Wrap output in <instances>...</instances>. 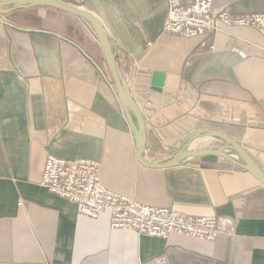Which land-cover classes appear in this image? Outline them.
Returning a JSON list of instances; mask_svg holds the SVG:
<instances>
[{"label":"crops","instance_id":"0c3cea01","mask_svg":"<svg viewBox=\"0 0 264 264\" xmlns=\"http://www.w3.org/2000/svg\"><path fill=\"white\" fill-rule=\"evenodd\" d=\"M79 4L117 47L119 75L145 119L146 160H168L185 136L209 129L239 143L264 172V41L255 29L183 39L162 29L166 0ZM220 10L261 14L264 0H213L212 12ZM38 16L41 29L0 15V264H264V187L213 156L142 167L89 25L62 12ZM152 72L179 76L174 97L150 90ZM47 155L95 160L109 190L188 217L214 216L223 234L207 243L111 230L108 213L85 218L39 186Z\"/></svg>","mask_w":264,"mask_h":264},{"label":"built area","instance_id":"2783aa9c","mask_svg":"<svg viewBox=\"0 0 264 264\" xmlns=\"http://www.w3.org/2000/svg\"><path fill=\"white\" fill-rule=\"evenodd\" d=\"M84 3L86 0H74ZM109 1V0H105ZM164 33L183 39L216 34L222 28L249 27L264 41V13L235 16L226 10L212 12L213 0H166ZM264 59V47L262 50ZM39 186L47 193L74 204L77 214L96 219L108 213L111 230L166 240L170 235H183L203 242H213L222 235L214 216L188 217L171 208L142 205L105 187L99 177L100 163L76 158L58 159L47 155ZM164 258L155 259L163 262Z\"/></svg>","mask_w":264,"mask_h":264},{"label":"water","instance_id":"95a60500","mask_svg":"<svg viewBox=\"0 0 264 264\" xmlns=\"http://www.w3.org/2000/svg\"><path fill=\"white\" fill-rule=\"evenodd\" d=\"M48 8L74 16L87 23L95 35L98 46L102 48L104 60H106L113 89H115L117 101L121 106L124 118H126L130 133L133 135L136 147V161L144 168L164 169L183 165L196 158L213 156L225 159L235 167L252 175L261 186L264 187V172L255 163L253 158L223 132L215 130H196L185 136L180 142L176 154L163 162L148 161L145 158L147 132L145 130V119L135 102L133 96L125 89L121 75L117 68V47L112 42L108 31L105 30L101 20L90 11L65 3L61 0H0V15H9L13 12L27 11L35 8ZM179 76L170 75L162 72H152L149 81L151 91L158 94H165L174 97L178 90ZM199 138H211L222 142V146L217 149H191V144Z\"/></svg>","mask_w":264,"mask_h":264},{"label":"trees","instance_id":"16d2710c","mask_svg":"<svg viewBox=\"0 0 264 264\" xmlns=\"http://www.w3.org/2000/svg\"><path fill=\"white\" fill-rule=\"evenodd\" d=\"M65 3H74L76 5H80L79 3L75 2L74 0H61ZM60 12V11H58ZM3 18L10 20L11 22L16 23L19 26L22 27H32V28H36V29H41L42 24L44 22V20H39L36 18L31 17L28 13L26 12H22V11H18V12H13V14H9V15H2Z\"/></svg>","mask_w":264,"mask_h":264},{"label":"rangeland","instance_id":"374dc122","mask_svg":"<svg viewBox=\"0 0 264 264\" xmlns=\"http://www.w3.org/2000/svg\"><path fill=\"white\" fill-rule=\"evenodd\" d=\"M71 4H73L75 6H78L80 8H83V6L76 5L74 3H71ZM28 13L33 18H38L39 17L38 14L42 15V14H45L46 13V14H50V15H53V16H55L56 14H60V12H58L57 10L55 11V10L47 9V8H44V7H42V8H36L34 10H29Z\"/></svg>","mask_w":264,"mask_h":264}]
</instances>
